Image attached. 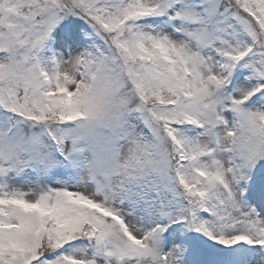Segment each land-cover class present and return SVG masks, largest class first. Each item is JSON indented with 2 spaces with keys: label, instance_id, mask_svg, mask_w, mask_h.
I'll return each instance as SVG.
<instances>
[{
  "label": "snow or ice",
  "instance_id": "snow-or-ice-1",
  "mask_svg": "<svg viewBox=\"0 0 264 264\" xmlns=\"http://www.w3.org/2000/svg\"><path fill=\"white\" fill-rule=\"evenodd\" d=\"M0 264H264V0H0Z\"/></svg>",
  "mask_w": 264,
  "mask_h": 264
},
{
  "label": "rangeland",
  "instance_id": "rangeland-1",
  "mask_svg": "<svg viewBox=\"0 0 264 264\" xmlns=\"http://www.w3.org/2000/svg\"><path fill=\"white\" fill-rule=\"evenodd\" d=\"M57 31H59V29Z\"/></svg>",
  "mask_w": 264,
  "mask_h": 264
}]
</instances>
